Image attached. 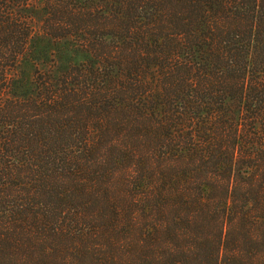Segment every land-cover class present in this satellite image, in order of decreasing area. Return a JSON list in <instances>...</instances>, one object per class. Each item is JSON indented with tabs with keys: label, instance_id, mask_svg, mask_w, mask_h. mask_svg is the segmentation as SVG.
<instances>
[{
	"label": "trees",
	"instance_id": "16d2710c",
	"mask_svg": "<svg viewBox=\"0 0 264 264\" xmlns=\"http://www.w3.org/2000/svg\"><path fill=\"white\" fill-rule=\"evenodd\" d=\"M0 264H264V0H0Z\"/></svg>",
	"mask_w": 264,
	"mask_h": 264
}]
</instances>
